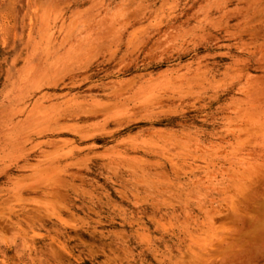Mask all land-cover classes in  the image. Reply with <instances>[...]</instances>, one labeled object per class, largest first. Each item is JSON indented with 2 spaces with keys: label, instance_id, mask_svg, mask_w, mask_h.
<instances>
[{
  "label": "rangeland",
  "instance_id": "rangeland-1",
  "mask_svg": "<svg viewBox=\"0 0 264 264\" xmlns=\"http://www.w3.org/2000/svg\"><path fill=\"white\" fill-rule=\"evenodd\" d=\"M0 264H264V0H0Z\"/></svg>",
  "mask_w": 264,
  "mask_h": 264
}]
</instances>
